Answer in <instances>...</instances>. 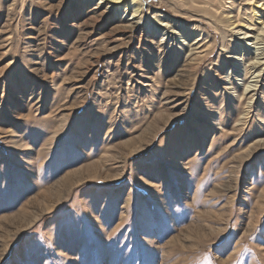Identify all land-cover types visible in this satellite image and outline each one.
Masks as SVG:
<instances>
[{
  "label": "rangeland",
  "instance_id": "obj_1",
  "mask_svg": "<svg viewBox=\"0 0 264 264\" xmlns=\"http://www.w3.org/2000/svg\"><path fill=\"white\" fill-rule=\"evenodd\" d=\"M136 1L0 0V264H264V11Z\"/></svg>",
  "mask_w": 264,
  "mask_h": 264
},
{
  "label": "bare ground",
  "instance_id": "obj_2",
  "mask_svg": "<svg viewBox=\"0 0 264 264\" xmlns=\"http://www.w3.org/2000/svg\"><path fill=\"white\" fill-rule=\"evenodd\" d=\"M203 1V0H202ZM222 1H224V4H231V2L229 1V0H222ZM246 2H248V1H252V0H245ZM108 2V3H107ZM204 2H206V1H204ZM99 3H106V4H110V5H112L113 7H115L116 5H122L123 7H124V9H125V11L128 9V8H130L131 9V16H133V18H135L136 17V14H140V12H141V6H140V4L138 3V1H136V0H100V2ZM251 3V2H250ZM105 4V5H106ZM201 4V3H200ZM209 5V6H208ZM252 5H255V7L256 8H262L263 9V11H264V8H263V6H264V3L263 4H261V0H255V1H253V3H252ZM128 7V8H127ZM201 7H203L202 9H206V10H210V13L212 14V15H220V16H222V18H224L223 17V13H221L220 12V14H219V12L217 11V10H214L213 8H212V6H210V4H207V3H202V6ZM110 8V7H109ZM200 8V7H199ZM249 15L246 17V18H244L243 17V14H241V13H239V11L237 12V14L236 15H234L233 17H235V21H233V22H231V20H230V17H227V27H231V26H233L234 24H236V27L235 28H238V30L234 33V34H236V35H241V40H252L253 41V43L252 44H254V47H250L251 45L249 44V45H246V46H248V48H253L255 51H257V50H259V48H258V44H261L260 42H263L264 40V21L263 20H261L260 22H259V26L258 27H255L256 25L253 23L254 21H256L257 19H261V18H256V12H255V9L253 8V6L252 7H250L249 8ZM227 15V14H226ZM165 17V16H164ZM159 19L160 18V16L157 14H154V16L152 17V19ZM243 18L245 19V20H243ZM129 20V19H128ZM165 20V19H164ZM161 21V20H160ZM162 22H164V21H162ZM168 22V21H167ZM160 27H165L166 25L165 24H163V23H160V25H159ZM131 27V25L130 24H127V25H125L124 26V28L125 29H127V28H130ZM131 29V28H130ZM199 40V39H198ZM257 44V45H256ZM257 46V47H256ZM199 48V47H198ZM204 52V50H202V51H200L199 53H203ZM200 54V55H201ZM253 64H261V65H263L264 64V62L263 63H261V62H255V63H253ZM259 66V65H258ZM251 88V87H250ZM247 89H249V86H247L245 89H244V91H248ZM251 91L252 90H254L253 88L252 89H250ZM249 90V92H251Z\"/></svg>",
  "mask_w": 264,
  "mask_h": 264
}]
</instances>
